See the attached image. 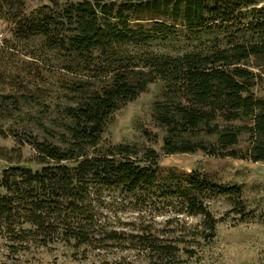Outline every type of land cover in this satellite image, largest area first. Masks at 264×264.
I'll list each match as a JSON object with an SVG mask.
<instances>
[{"label":"trees","instance_id":"trees-1","mask_svg":"<svg viewBox=\"0 0 264 264\" xmlns=\"http://www.w3.org/2000/svg\"><path fill=\"white\" fill-rule=\"evenodd\" d=\"M34 11L15 22L13 34H43L46 45L68 53L71 66L106 83L90 91H84L88 81L77 83L86 94L64 107L71 122L62 124L61 144L13 133L20 145L34 148L39 167L19 160L0 171V230L14 241L37 236L42 245L57 237L104 241L93 194L155 188L161 197L179 200L181 213L203 215L214 235L218 221L205 199L239 196L238 185L216 183L198 170L165 169L152 148L141 157L131 144L96 148L113 112L161 80L153 117L168 131L165 154L203 151L264 162V98L251 90L259 75L244 65L252 58L264 64V6L255 0H79L55 13ZM181 38L195 45L177 53L150 48ZM0 134L6 131L0 128ZM245 134L248 145L242 147ZM135 238L151 254L165 251L148 233Z\"/></svg>","mask_w":264,"mask_h":264},{"label":"rangeland","instance_id":"rangeland-1","mask_svg":"<svg viewBox=\"0 0 264 264\" xmlns=\"http://www.w3.org/2000/svg\"><path fill=\"white\" fill-rule=\"evenodd\" d=\"M74 1L79 0H0V128L6 131V135L0 134V151L6 153L5 157L0 155V171L19 160L34 169L39 167L33 160L34 148L27 143L20 145L13 133L61 144L62 124L71 122L64 115V107L75 105L84 91L106 83L71 66L68 53L46 45L43 34H13L15 22L23 15L42 9L55 13ZM255 1L258 7L264 6V0ZM188 43L195 45L194 40L181 38L165 44L153 42L150 48L177 53ZM244 65L259 75L251 90L264 98L263 60L252 58ZM82 80L89 82L84 91L77 86ZM163 91V81L156 80L113 112L96 149L103 152L112 144H131L141 157L146 148H152L165 169L198 170L216 183L238 185L239 196L205 199L218 221L214 235L204 226L203 215L181 213V202L161 197L162 190L105 188L93 194V205L106 231L100 238L107 240L79 244L57 237L42 245L37 236L14 241L0 230V264H264V162L203 151L165 154L162 144L168 131L153 117L154 104ZM247 140L248 135H242L240 145H248ZM141 233L159 238L154 247L160 245L165 251L151 254L135 238ZM10 245H16L17 250Z\"/></svg>","mask_w":264,"mask_h":264}]
</instances>
